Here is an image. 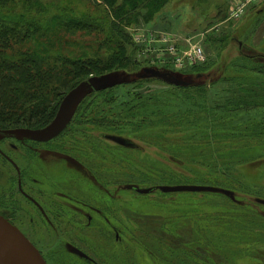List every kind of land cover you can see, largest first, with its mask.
Here are the masks:
<instances>
[{
    "label": "rangeland",
    "instance_id": "1",
    "mask_svg": "<svg viewBox=\"0 0 264 264\" xmlns=\"http://www.w3.org/2000/svg\"><path fill=\"white\" fill-rule=\"evenodd\" d=\"M25 1L16 0V12L27 7L52 25L82 22L42 40L95 67L74 79L49 126L0 125V213L48 264H264V204L257 202L264 199V65L243 62L254 68L229 69L242 78L212 85L220 66L241 54L263 61L264 0H162L138 8L129 0ZM120 7L129 10L124 21ZM145 30L175 34L184 49L200 44L206 59L178 68L165 43L135 44ZM151 67L199 85L189 96L203 116L173 130L138 132L123 123L117 134L143 150L112 145L102 137L112 128L102 124L112 109L103 97L164 89L160 80L140 79ZM224 85L232 91L222 92ZM181 184L233 194L160 190Z\"/></svg>",
    "mask_w": 264,
    "mask_h": 264
},
{
    "label": "trees",
    "instance_id": "2",
    "mask_svg": "<svg viewBox=\"0 0 264 264\" xmlns=\"http://www.w3.org/2000/svg\"><path fill=\"white\" fill-rule=\"evenodd\" d=\"M105 1L111 4L112 0ZM129 1L132 7L138 8L139 5H147L150 2L159 5L162 0ZM24 4L26 6L25 0ZM15 5L16 0H0V48L13 51L11 55L4 53L0 58V125H5L6 123L12 127L43 128L49 126L58 117L61 100L74 79L83 74L91 73L93 67H95V61L89 58H71L64 55L62 51H56V41L47 43L46 40H42L48 34L50 35L51 32L64 28H78L82 25V22L67 20L68 22L66 21L67 23H65V21L61 20L59 22V19H56L55 21L58 23L52 25L44 18L34 17L32 10H27V7H24V10L22 9L23 11L20 13L16 12L14 9ZM126 10L125 7L118 9L117 14L120 21L125 20V15L129 11ZM8 19H11L10 22L14 24L12 28L9 27L11 25H8ZM47 25L50 27L46 28L45 26ZM112 31L119 35H124L117 26L113 27ZM118 38H115V40L113 38V43H118ZM8 41L12 43V46H8ZM25 41L29 42L31 46L19 50L14 49V46L21 45ZM131 42L134 46L132 39ZM261 60L262 58L258 55L243 54L231 59L217 70L219 73L212 78V85L216 86L220 81L226 83L227 80L242 78L240 75L229 72V69H233L234 72H240L242 69L251 71L254 67L245 68L243 67V62L264 65V58L263 61ZM146 69L148 68L144 69L140 79L146 81V83L150 81L147 80L148 78L160 80L164 83V89L155 90L148 88V91H145L146 93L140 94H136L134 93L135 91L129 89H120L117 90V95L113 93L103 97L104 100H102L101 104L109 103L108 105L112 109L110 115L102 117V124L105 122L104 127L111 126L112 128H110L109 133H103L102 137L112 145L131 150H143L142 145L138 141H134L129 136L117 134L125 128L123 123L135 125L138 132L154 127H164L166 128L164 130H169V127H172L173 130L187 126L194 117L203 116L200 105H196L197 107L193 106L191 104L192 98L189 96L194 88L200 87L199 85L191 82H188V85H176L162 78L153 77L149 74L145 75ZM229 86H225L226 88L222 92H231L233 88ZM214 89L217 90V94L220 92L217 87ZM113 121H118V124L113 123ZM114 127L116 129H113ZM106 134L121 135L129 138L137 143L138 147L128 148L121 146L107 140L104 137ZM181 185L205 186L199 184ZM165 186L179 185H164L161 187ZM151 189L153 190V188ZM134 190L138 192V188L135 187ZM182 192L197 193L203 191ZM227 196L231 197L232 195Z\"/></svg>",
    "mask_w": 264,
    "mask_h": 264
},
{
    "label": "water",
    "instance_id": "3",
    "mask_svg": "<svg viewBox=\"0 0 264 264\" xmlns=\"http://www.w3.org/2000/svg\"><path fill=\"white\" fill-rule=\"evenodd\" d=\"M162 78L176 85H188L184 80L175 78L171 73L161 72L150 68L145 70V75ZM144 75V76H145ZM107 140L128 148H137L138 145L133 140L121 135L106 134ZM164 192L182 191H217L227 195H232L231 191L208 186L179 185L161 187ZM151 188L138 189V192L146 194L151 192ZM257 201L264 204V199ZM0 264H48L38 248L26 237V235L7 218L0 214Z\"/></svg>",
    "mask_w": 264,
    "mask_h": 264
},
{
    "label": "built area",
    "instance_id": "4",
    "mask_svg": "<svg viewBox=\"0 0 264 264\" xmlns=\"http://www.w3.org/2000/svg\"><path fill=\"white\" fill-rule=\"evenodd\" d=\"M242 8L243 7H241V10ZM134 40L139 45L149 43L153 46L159 42L165 43L166 51L171 54L172 59L178 68L194 65L206 59L205 51L200 44L190 43L191 47L189 49L181 50L176 46L174 37H172V39L171 37L160 38L152 31H140L134 36Z\"/></svg>",
    "mask_w": 264,
    "mask_h": 264
},
{
    "label": "crops",
    "instance_id": "5",
    "mask_svg": "<svg viewBox=\"0 0 264 264\" xmlns=\"http://www.w3.org/2000/svg\"><path fill=\"white\" fill-rule=\"evenodd\" d=\"M262 24V27H264V20H263V23H261ZM260 36L263 38V42H264V30H263V32L262 33H260ZM253 46V45H252ZM254 47V46H253ZM264 52V51H263Z\"/></svg>",
    "mask_w": 264,
    "mask_h": 264
}]
</instances>
